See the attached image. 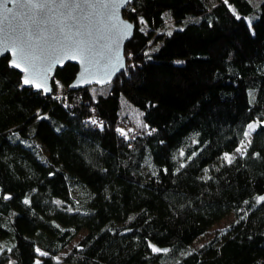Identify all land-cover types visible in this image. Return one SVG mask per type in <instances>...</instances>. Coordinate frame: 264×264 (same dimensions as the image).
Segmentation results:
<instances>
[{"label":"trees","instance_id":"16d2710c","mask_svg":"<svg viewBox=\"0 0 264 264\" xmlns=\"http://www.w3.org/2000/svg\"><path fill=\"white\" fill-rule=\"evenodd\" d=\"M124 16L136 30L108 85L71 90L68 63L44 96L0 60V264H264V124L243 146L264 120V0Z\"/></svg>","mask_w":264,"mask_h":264},{"label":"water","instance_id":"95a60500","mask_svg":"<svg viewBox=\"0 0 264 264\" xmlns=\"http://www.w3.org/2000/svg\"><path fill=\"white\" fill-rule=\"evenodd\" d=\"M133 1L71 0L65 6L61 0L54 4L48 0H32L31 4L0 0V48L6 49L0 53V60L8 56L9 66L12 61L19 63L20 68H10L21 74L23 87L44 96L52 95L57 70L68 63L78 66L71 90L108 85L127 67L126 45L134 37L136 24L125 18L124 10ZM13 41L23 42L32 56L31 63L20 58L19 47L11 46ZM26 77L31 84L23 83ZM150 245L169 250L152 242Z\"/></svg>","mask_w":264,"mask_h":264},{"label":"rangeland","instance_id":"374dc122","mask_svg":"<svg viewBox=\"0 0 264 264\" xmlns=\"http://www.w3.org/2000/svg\"><path fill=\"white\" fill-rule=\"evenodd\" d=\"M255 16H248L247 17V20L251 23L253 21L254 18H256V14H254ZM181 27H183V25H181ZM58 86V89L57 91H59L60 93H63L64 91V88L60 85V84H57ZM66 92V91H65ZM264 124V120L263 121H255L253 122V124H251V128L248 129L247 131V135H246V138H245V145H243L244 147L246 146V144H248V142L251 140L252 138V135H253V132L254 130L258 127L259 124ZM234 220V215H229L227 216L226 218L222 219L220 222H218L217 224H215L205 235H202L200 237H198L194 243H193V247H198V246H201L203 245L204 243H206L207 241H209L219 230L223 229L224 227H226L227 225H229L232 221ZM85 232H80L78 234V236L75 238V240L72 242L71 246H73L74 244H76L79 239L83 236ZM66 254V252H62L60 254V256L57 258V261L58 262H63L64 259H63V256ZM40 255L42 256L43 255V252L40 251ZM41 261V259H39Z\"/></svg>","mask_w":264,"mask_h":264},{"label":"snow or ice","instance_id":"6c2138e0","mask_svg":"<svg viewBox=\"0 0 264 264\" xmlns=\"http://www.w3.org/2000/svg\"><path fill=\"white\" fill-rule=\"evenodd\" d=\"M25 2L31 4V3H32V0H25ZM48 2L54 4V3H56V0H48ZM61 2H62L65 6H67V5L71 2V0H61ZM225 3H227V0H225ZM5 7H6V5H5ZM40 7H41L42 12H44V13L46 14V11H47V10L44 8V5H40ZM77 7H79L78 4H77ZM237 18H239V17H237ZM67 39H68V38L65 37V40H67ZM11 46H12V47H19V53H18V54L20 55V58H21L22 60H24L25 62H29V63L32 62V56H31L30 53H28V52L25 51V48H24V46H23V42H20V43L18 44L16 41H13V42L11 43ZM70 46H71V45H70ZM5 50H6V49L0 48V53H2V52L5 51ZM13 55H16V53H14ZM10 66H15L16 68H20V67H21V65H20L19 63H16L15 61H12V62L10 63ZM23 71H24V72H27L28 69H27V68H24ZM23 83H24V84H31L32 81L29 80V79L26 77V78L24 79ZM38 87H39V86H38ZM251 127H252V126L249 125V128H251ZM245 135H247V133H245ZM237 151H239V149H237ZM225 155L227 156L228 154L226 153ZM229 162H231V161H229ZM257 199H258V201H264V196H260V197H258ZM25 203H27V201H25ZM150 246L153 248V251H156V252H167V251H168L167 249H158V248H156L154 245H150ZM37 251H39V250H37ZM45 255H46V254H45Z\"/></svg>","mask_w":264,"mask_h":264},{"label":"built area","instance_id":"2783aa9c","mask_svg":"<svg viewBox=\"0 0 264 264\" xmlns=\"http://www.w3.org/2000/svg\"><path fill=\"white\" fill-rule=\"evenodd\" d=\"M57 92H58V93H57L58 95H60V94H61L59 91H57Z\"/></svg>","mask_w":264,"mask_h":264}]
</instances>
